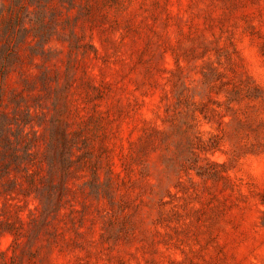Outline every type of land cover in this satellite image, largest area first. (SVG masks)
<instances>
[{"label": "rangeland", "instance_id": "obj_1", "mask_svg": "<svg viewBox=\"0 0 264 264\" xmlns=\"http://www.w3.org/2000/svg\"><path fill=\"white\" fill-rule=\"evenodd\" d=\"M0 264H264V0H0Z\"/></svg>", "mask_w": 264, "mask_h": 264}, {"label": "trees", "instance_id": "obj_2", "mask_svg": "<svg viewBox=\"0 0 264 264\" xmlns=\"http://www.w3.org/2000/svg\"><path fill=\"white\" fill-rule=\"evenodd\" d=\"M5 129H7V127H0V142H1L2 137H3V141L5 139ZM2 156H5V155L0 153V157Z\"/></svg>", "mask_w": 264, "mask_h": 264}]
</instances>
